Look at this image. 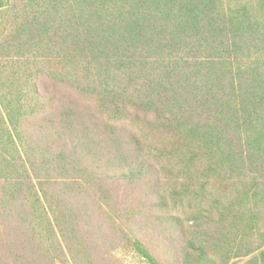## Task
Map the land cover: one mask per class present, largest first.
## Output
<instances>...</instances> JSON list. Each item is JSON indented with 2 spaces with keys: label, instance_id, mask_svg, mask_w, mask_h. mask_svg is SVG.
Wrapping results in <instances>:
<instances>
[{
  "label": "trees",
  "instance_id": "trees-1",
  "mask_svg": "<svg viewBox=\"0 0 264 264\" xmlns=\"http://www.w3.org/2000/svg\"><path fill=\"white\" fill-rule=\"evenodd\" d=\"M264 264V0H0V264Z\"/></svg>",
  "mask_w": 264,
  "mask_h": 264
},
{
  "label": "rangeland",
  "instance_id": "rangeland-1",
  "mask_svg": "<svg viewBox=\"0 0 264 264\" xmlns=\"http://www.w3.org/2000/svg\"><path fill=\"white\" fill-rule=\"evenodd\" d=\"M118 256L122 259L124 264H144L137 257L126 251H118Z\"/></svg>",
  "mask_w": 264,
  "mask_h": 264
}]
</instances>
